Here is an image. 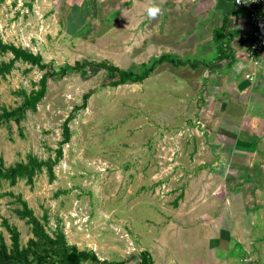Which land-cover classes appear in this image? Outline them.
Returning a JSON list of instances; mask_svg holds the SVG:
<instances>
[{
  "label": "rangeland",
  "instance_id": "rangeland-1",
  "mask_svg": "<svg viewBox=\"0 0 264 264\" xmlns=\"http://www.w3.org/2000/svg\"><path fill=\"white\" fill-rule=\"evenodd\" d=\"M131 1L0 0V40L40 54L52 68L104 62L139 72L159 55L168 56L138 83L111 86L108 72L95 65L47 78L34 111L2 122L5 168L28 154L52 158L62 121L71 116L52 180L42 168L31 184L0 181V222L15 228L20 246L31 237L30 225L15 213L18 196L48 235L60 231L67 245L98 260L138 264L139 252L146 250L153 264H264V86L260 93L254 81L242 94L234 90L228 68L221 67L225 62L214 57L210 27L198 25L211 20L196 8L198 1H177L155 19L131 8ZM196 32L206 41L203 51L194 46ZM10 57L0 54V62ZM257 66L240 80L251 72L260 75ZM41 73L14 62L0 78V108L18 106L15 91L35 90ZM222 102L241 110L230 112L235 114L230 122L251 110L263 122L253 120L254 132L237 129L234 142L224 119L216 117H225ZM209 116L218 122L211 124ZM257 132L261 136L252 138ZM209 174L215 175L218 194L207 186ZM158 178L160 184H152ZM184 195L196 204L190 218L175 214ZM183 211L189 214L187 206ZM0 236L9 247L1 223Z\"/></svg>",
  "mask_w": 264,
  "mask_h": 264
},
{
  "label": "trees",
  "instance_id": "trees-1",
  "mask_svg": "<svg viewBox=\"0 0 264 264\" xmlns=\"http://www.w3.org/2000/svg\"><path fill=\"white\" fill-rule=\"evenodd\" d=\"M217 29L213 33V40L219 41L220 37L215 38V34L221 32ZM216 34V35H217ZM217 58H228V46L222 43L216 44ZM9 53L11 57L5 61L0 62V78L7 74L13 67L14 62L20 61L30 66H35L38 70L42 71L37 80V88L26 93L20 89L15 91V94L21 97L18 106L13 109L0 108V124L10 120L18 121L25 111H34L37 103L43 98L46 88L47 78H57L65 74L68 70H78L86 65H95L98 68L104 69L110 76L109 85L117 86L126 83H138L144 80L153 67L158 63H162L168 59L167 55H159L152 59L147 67H144L139 72H133L130 69H119L114 65L104 62L98 63H77L74 62L73 66L50 67L42 62L41 55L33 53L20 46H15L11 43H4L0 40V54ZM232 59H229V63ZM180 65H184L179 62ZM89 94L83 96V101ZM71 116L68 115L64 118L61 124V139L58 146L54 150V156L47 160L37 159L34 155L28 154L24 162H16L11 166L3 167L0 162V181L6 180L9 185H14L19 179H24L27 184L32 183V179L36 173H39L42 168L44 169L48 180L53 179L52 167L61 158V145L67 143L69 140V127L68 121ZM19 204V209L15 210L16 215L20 219H25V222L30 225L31 237L26 241L24 246H20L18 242V232L15 228L10 227L5 219L1 220V225L9 234L10 244L9 247L0 236V264H81L85 261H90L93 264H123L121 261L98 260L92 253L85 250H78L73 245H67L62 232H55L53 235H48L37 218L32 214V210L27 207L25 201L16 197ZM42 222L46 221V215L41 216ZM138 264H153L148 252L141 250L138 255Z\"/></svg>",
  "mask_w": 264,
  "mask_h": 264
},
{
  "label": "crops",
  "instance_id": "crops-1",
  "mask_svg": "<svg viewBox=\"0 0 264 264\" xmlns=\"http://www.w3.org/2000/svg\"><path fill=\"white\" fill-rule=\"evenodd\" d=\"M152 1L153 0H132L131 1L132 2L131 8H134L135 10H137V8H138V9L143 11L142 13H145L147 15V8L153 5ZM155 1H157V3H155V5L158 6L161 10L163 9L164 10L163 13H166L167 11H170L171 9H175L177 6V1H180V0H155ZM196 1H198L196 8L200 10V12L202 13L205 20H209V17L211 16V18H210L211 20L208 21L207 23H205V25H204V23L198 24V25L204 26L203 30H205L204 28H206L208 25V27H210V30H211L212 38H213L214 31H216L217 29L220 30V27H221V29L223 28V30H221L220 34L219 33L218 34L216 33L217 35L215 34V38L220 37L219 38L220 40L217 42L215 41L214 44L216 46V44L219 42V43H222V45L228 46L229 57L228 58H221V60L225 62V63L221 64V67H222V69L228 68L227 70H228V72H230V80L229 81L235 85L234 90L236 92H240L242 94L243 91L246 90L247 87H251V83L254 81L255 82L254 87L256 88L255 91H258V93H260V90H261L260 87L264 86V52H263V54L259 60L258 66H257L258 69L261 70V74L260 75L256 74V76H255L256 78H255L253 75L254 73L251 72V76L248 75L247 78L240 80L241 75L243 76L244 73H246L245 71L250 66H251V68H252V66L254 67V65H251V63L249 62L247 55H246L244 43L240 39L241 33L248 29L247 24L244 21L245 10L243 8L234 7L232 4V0H196ZM173 3L175 4V6H173ZM214 11L216 13L215 15H214ZM207 12H209L210 14H208ZM194 28L197 29L195 26H194ZM162 29L164 30V27ZM195 34L198 37L194 38V40H193L194 46L195 47H202L201 51H203L207 46L204 45V42H206L205 39L201 37L202 32H196ZM165 45L167 47L169 44H165ZM201 51H200V53H201ZM214 57L217 58V55L215 54ZM215 58L211 59L209 62L211 64L215 65L216 64L214 62ZM230 58L232 59V61L229 63ZM211 64H210V66H212ZM214 70H217V69L215 68ZM189 81L190 80L188 78L182 79L183 83L189 82ZM178 87H180V85ZM214 87H217V85L213 86V88ZM218 87H220V86H218ZM217 90L221 91L220 88H218ZM257 94H254V95H257ZM258 99H260V97ZM261 100H262L261 102L264 103V101H263L264 98ZM259 101L260 100H258L257 103ZM222 104L226 105V103L222 102L221 106H220V112H222V111L226 112L224 114L225 117L220 118V116L222 115L220 113H218L217 116L216 115L215 116L219 117L218 119H224L223 125H226L228 128H230V131L228 133L229 134L228 138L229 139L232 138V140L234 142L237 141V137H238L237 136L238 134L236 132L237 129H239V128L247 129L249 133L254 132L253 129L258 128V125L253 120H255V121L257 120L258 122H263L262 121L263 115L260 116L259 114H257L256 110H254V111L251 110V112L249 114H248V112H246L245 114H247L248 116H244L242 114L238 115V117L240 116V119H236L234 117V119L230 122L229 119L232 118L233 116H235V114H232V113L230 114V112H236V111H241V110H239L240 108H238V107L234 110L229 106L228 107L222 106ZM252 111H253V113H252ZM178 112L180 113L179 117L183 116V119H182L183 123L181 126H185L187 124V119L184 118V115H185L184 110L179 109ZM210 112H214V110L210 111ZM254 115H256V116H254ZM204 118H206V116H204ZM208 119H211L212 121H214L211 118V116H209ZM217 122L218 121L215 120L214 123H211V124H216ZM232 122H234L236 124H234ZM177 125H178V123H177ZM231 126H233V128H236V129H233ZM216 128L221 129L219 126H216ZM219 131H221V130H219ZM251 135H252L251 136L252 138H256L257 136L258 137L261 136V135H258V132L256 134H251ZM225 136L226 135H224V137ZM237 142H239V141H237ZM243 143H246V142H243ZM208 176L211 177V179L207 180V186L213 187L215 192L217 191L216 194H218L219 190H218V184L216 183L215 178H214L215 175L213 176V174H209ZM160 180H161V178H158L152 184L157 185ZM154 187H156V186H154ZM159 188L160 187H156V190L159 191L160 190ZM189 190H191V189L189 188ZM155 194L158 195L157 192ZM222 196H223V194H222ZM212 197H215V195H212ZM209 198H211V197H209ZM188 199L189 198H187V195H184V196H182V198H180L178 200V206H177V210L175 213L177 216L189 217V218L192 216L193 213L191 211H193L192 209L196 206V204L192 203V202H194L193 198H191L192 202H190L192 204L187 203ZM149 200H150V198H149ZM149 202H151V201H149ZM226 204H227V201H226ZM185 206H187L189 209V214H187V215H186L185 211L182 212V210ZM193 222H194L193 224H199L198 221H193Z\"/></svg>",
  "mask_w": 264,
  "mask_h": 264
},
{
  "label": "built area",
  "instance_id": "built-area-1",
  "mask_svg": "<svg viewBox=\"0 0 264 264\" xmlns=\"http://www.w3.org/2000/svg\"><path fill=\"white\" fill-rule=\"evenodd\" d=\"M236 8L245 10L244 21L248 29L241 33L249 62L259 63V57L264 51V0H232Z\"/></svg>",
  "mask_w": 264,
  "mask_h": 264
},
{
  "label": "clouds",
  "instance_id": "clouds-1",
  "mask_svg": "<svg viewBox=\"0 0 264 264\" xmlns=\"http://www.w3.org/2000/svg\"><path fill=\"white\" fill-rule=\"evenodd\" d=\"M161 12V9L153 4L152 6L147 8V15L151 19H155Z\"/></svg>",
  "mask_w": 264,
  "mask_h": 264
}]
</instances>
